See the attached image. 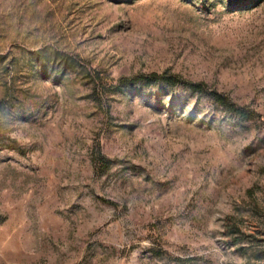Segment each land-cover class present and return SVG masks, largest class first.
I'll use <instances>...</instances> for the list:
<instances>
[{
	"label": "rangeland",
	"instance_id": "rangeland-1",
	"mask_svg": "<svg viewBox=\"0 0 264 264\" xmlns=\"http://www.w3.org/2000/svg\"><path fill=\"white\" fill-rule=\"evenodd\" d=\"M0 264H264V0H0Z\"/></svg>",
	"mask_w": 264,
	"mask_h": 264
},
{
	"label": "trees",
	"instance_id": "trees-1",
	"mask_svg": "<svg viewBox=\"0 0 264 264\" xmlns=\"http://www.w3.org/2000/svg\"><path fill=\"white\" fill-rule=\"evenodd\" d=\"M169 77H172V76H167L166 74H158V73H153V74H150V75H138V76H135V77H132V78H122L120 80V87H134L138 81L141 79V78H148V79H151V80H160V79H167ZM194 87H197L201 84H192ZM230 221V219H229ZM230 222L227 223V225H229Z\"/></svg>",
	"mask_w": 264,
	"mask_h": 264
}]
</instances>
